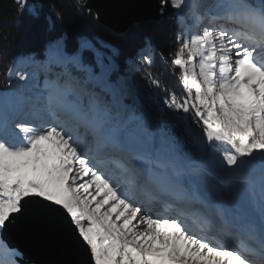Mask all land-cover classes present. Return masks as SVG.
<instances>
[{"label":"snow or ice","instance_id":"1","mask_svg":"<svg viewBox=\"0 0 264 264\" xmlns=\"http://www.w3.org/2000/svg\"><path fill=\"white\" fill-rule=\"evenodd\" d=\"M12 4L16 19H39L33 0ZM70 7L99 18L87 0ZM169 10L177 29L169 56L183 95L165 86L160 104L192 113L196 127L186 133L200 156L182 155L149 119L124 116L117 101L88 91L94 77L82 53L91 45L82 40L69 55L65 36H57L38 64L46 73L59 67L55 78L46 76L43 89L14 105H0V229L31 199L37 203L28 211L38 221L54 225L67 217L91 264H264V0H157L159 18ZM14 39L10 27L0 28V59H8ZM156 55L146 39L138 52L143 67L135 70L161 89L151 71ZM21 62L38 63L13 56L7 74ZM201 186H211L213 201Z\"/></svg>","mask_w":264,"mask_h":264},{"label":"trees","instance_id":"2","mask_svg":"<svg viewBox=\"0 0 264 264\" xmlns=\"http://www.w3.org/2000/svg\"><path fill=\"white\" fill-rule=\"evenodd\" d=\"M72 0H33V3L40 9L39 19L27 14L16 19L14 16L12 0H0V28L10 27L15 39L8 51V59H0V87H3L6 79V69L11 58L16 53H29L35 51L41 53L45 44L57 36H65L67 50L74 52L77 50V38L80 35H88L91 38L99 35L113 42L118 47L115 59L119 64H123L124 59L133 54L144 42L146 36L150 37L155 44L158 53L152 64L151 71L157 75L163 87L174 91L177 96L183 95V86L180 78L179 68L173 66L169 53L173 52L177 45L174 43V26L169 16L160 21H145L133 25L125 33H114L95 18L78 14L70 7ZM50 5H55L63 14L62 20H57ZM48 17H51L53 27L49 28ZM163 53L164 65L159 53ZM83 58L87 62L93 63V56L90 51L85 50ZM77 73H79L77 71ZM144 74V72H143ZM144 81L151 88L145 75ZM190 121L193 122L192 113L189 114Z\"/></svg>","mask_w":264,"mask_h":264},{"label":"water","instance_id":"3","mask_svg":"<svg viewBox=\"0 0 264 264\" xmlns=\"http://www.w3.org/2000/svg\"><path fill=\"white\" fill-rule=\"evenodd\" d=\"M96 19L116 33L127 31L135 23L159 20L157 0H87ZM260 3V0H258ZM82 40L91 45L87 48L93 54L98 69L109 78L117 63L113 54L117 47L96 36L95 40L110 52L101 48L91 37H78V49ZM115 49V51H113ZM156 90V89H155ZM162 110L163 106L161 105ZM37 201L26 200L25 211L13 217L12 222L0 229L1 237L9 247L16 248L22 255L17 256L20 264H91L86 247L72 232L67 217L59 215L54 225L38 221L28 211Z\"/></svg>","mask_w":264,"mask_h":264},{"label":"rangeland","instance_id":"4","mask_svg":"<svg viewBox=\"0 0 264 264\" xmlns=\"http://www.w3.org/2000/svg\"><path fill=\"white\" fill-rule=\"evenodd\" d=\"M252 3L256 4V0H251ZM171 12V10H169V13ZM170 16V15H169ZM64 51L71 55L73 53H70L67 49H66V45H65V41H64ZM140 50V49H139ZM138 50V52H139ZM44 57L43 60L47 61V55L46 52L44 51ZM84 64L87 65L88 67L91 68L92 74H93V79L89 80L87 83V89L90 92L95 93L98 97H100L102 100L104 101H108L111 102L113 100L118 102V98H120V106H125L122 108V115H124V113L126 112V110L128 111V115L130 114H134L136 116H144L147 119H149L152 124L153 127L158 126L162 132L164 134H166L168 137L172 138L173 143L176 146V149L179 153L183 154H191V159H193L192 157H198L200 155H198L197 153L193 152L192 149L189 146L188 143V137H186L183 134V128L184 126H182L181 124V112L180 113H176L173 112L172 110L166 109L167 114L162 115V113L159 110V90L158 92H154L152 91L148 86H146L145 84H143L142 79L134 76H137L138 73L135 70L136 67H141L142 65L140 64L139 58H138V53L136 56H134L132 59L129 58L128 62L130 63L128 68H127V73H125L124 75L121 74V72L119 71V68L116 69L113 74L111 75V78L109 80L105 79L103 77V75L101 74V72H99L98 68L91 63H87L83 60ZM56 66V65H55ZM57 67V66H56ZM59 68V67H58ZM60 69V68H59ZM56 73V72H55ZM84 73V72H83ZM129 73V74H128ZM22 74V73H20ZM74 74V73H73ZM84 79H87V74L84 73V76L81 77ZM130 79V80H129ZM16 80V79H15ZM13 81V86L12 88L9 89V91H13L14 90V85L16 82H18L17 84H20L22 86V84L24 85V87H26L28 85L27 80H19L17 79V81ZM129 82L132 81L133 85H134V91H136V89H140V91L136 92L137 94V98H135L136 94L131 93V90H129L128 92L122 91V84L124 82ZM42 84V83H41ZM9 86H11V81L9 83ZM30 88V86H29ZM34 88H38V87H33ZM28 89V86H27ZM5 94V93H4ZM6 94H9L6 93ZM14 94V93H13ZM126 95V96H125ZM2 98V100H5L4 97H0ZM7 98V97H6ZM8 100V98H7ZM6 100V101H7ZM9 101V100H8ZM88 101V96L85 95L84 96V102L87 103ZM162 118L163 121L167 120V118L171 119V122L169 123V126H162L160 123H158V118ZM183 119V118H182ZM176 131V132H175ZM219 147L221 149H223V145H219ZM195 159V158H194ZM211 170V169H210ZM218 171V169H217ZM215 172L212 173V176L209 177V181L211 183V181L213 180L214 176H215ZM204 187V186H202ZM209 187V186H208ZM206 189H208V191L210 193H212V188L210 186V188L205 187ZM0 245H6L4 242H2L0 240ZM8 249V248H7ZM0 250L3 252V256L4 257L2 260L0 259V261H3V264H13V261L15 262V264H18L17 261L15 260V257L8 254V251H6L3 248H0ZM7 253V254H6ZM0 257V258H2Z\"/></svg>","mask_w":264,"mask_h":264},{"label":"bare ground","instance_id":"5","mask_svg":"<svg viewBox=\"0 0 264 264\" xmlns=\"http://www.w3.org/2000/svg\"><path fill=\"white\" fill-rule=\"evenodd\" d=\"M210 2H211V0H210ZM41 80L42 79H39V77H36L35 78V80H34V82H33V84L32 85H35V84H37V82L39 83V84H41ZM42 82H44L45 83V79L42 81ZM18 82H16L15 83V87H14V90L13 91H9L8 90V92H9V94H4V92H2L1 90H0V97H4L5 98V100H2V98H0V103H1V100L2 101H5L6 103H8L9 105H12V103H9L8 102V100L10 99V97H11V95H12V101L14 100V97L15 98H17V99H20V97H22L23 96V94H22V90H23V84H22V86L20 85V84H17ZM37 88H34L33 89V87H32V91L33 90H36ZM14 93V94H13ZM8 98V100H7V98ZM7 100V101H6ZM123 111V110H122ZM201 188H202V190H201V192L204 194V196L207 198V200H209V201H213L214 200V197H213V195H212V193H210L209 191H208V189H206L205 187H202L201 186ZM207 188H210V186L209 187H207ZM231 216V217H230ZM228 219H233V215H229L228 216ZM9 253V252H8Z\"/></svg>","mask_w":264,"mask_h":264}]
</instances>
